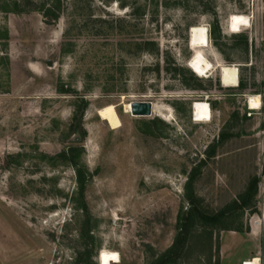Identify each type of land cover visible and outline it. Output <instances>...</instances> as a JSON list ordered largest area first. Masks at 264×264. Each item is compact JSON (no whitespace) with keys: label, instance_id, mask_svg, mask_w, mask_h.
<instances>
[{"label":"rangeland","instance_id":"obj_1","mask_svg":"<svg viewBox=\"0 0 264 264\" xmlns=\"http://www.w3.org/2000/svg\"><path fill=\"white\" fill-rule=\"evenodd\" d=\"M60 2L57 22L0 12V264H100L103 250L156 264L191 195L211 218L253 179L254 208L199 221L177 264H264V0ZM233 14L251 26L231 33ZM192 27L209 32L207 78L188 67ZM218 65L238 69V87L223 86ZM144 102L163 116L126 113ZM196 102L210 104V123L194 122ZM111 105L118 130L98 116ZM71 148L82 149L83 195L60 157Z\"/></svg>","mask_w":264,"mask_h":264},{"label":"trees","instance_id":"obj_2","mask_svg":"<svg viewBox=\"0 0 264 264\" xmlns=\"http://www.w3.org/2000/svg\"><path fill=\"white\" fill-rule=\"evenodd\" d=\"M60 11V0H45L42 4H39L38 2H36V0H0V12L6 15H21L30 12H41L43 13L46 20L57 22L60 18ZM216 33L217 28H213L212 35L215 39H217ZM80 110L81 109H79V112H77V114L80 113L82 116L84 108L81 111ZM75 119H77V116ZM81 151L82 149L80 148H71L68 153L65 152L60 157L63 161L70 163L71 165H73V167L76 168L77 181L79 184V194L83 195L86 189L87 177L85 172L80 169L77 164V159ZM194 173L191 176V183L188 184V187L190 185L189 190L191 189L192 181H194ZM258 184V179H253L250 182L246 192L239 197L238 201L234 202L231 207L222 210L217 215L211 216V218L206 213L199 212V209L194 206V195H191L189 201L193 207L190 209L189 213L182 214V216L180 217V223L182 226H180L181 230L179 229L180 232L176 238L174 245L165 254L163 260L160 262L158 261L156 264H177V262L182 259L187 249L192 230L195 225L199 223V221L203 223H206L208 221L209 224L212 220L213 226L216 227L222 225L221 223L224 222V220H226L228 217L237 215V213L240 212L243 213L248 209L254 208V201L258 195ZM229 231L232 230H230L229 228ZM234 231L238 233L243 232V230L240 228H237Z\"/></svg>","mask_w":264,"mask_h":264},{"label":"bare ground","instance_id":"obj_3","mask_svg":"<svg viewBox=\"0 0 264 264\" xmlns=\"http://www.w3.org/2000/svg\"><path fill=\"white\" fill-rule=\"evenodd\" d=\"M251 26V18L246 15L233 14L229 21V29L233 34H240L244 28ZM210 45L209 32L205 27H192L190 30V48L194 51L193 58L188 62V67L199 77L207 78L208 74L214 70V65L205 56L204 50ZM221 73L222 84L225 87H238L239 71L236 67L218 65ZM251 110H259L261 101L259 97H250ZM126 113L131 114V104L125 105ZM153 114L163 116L162 111L153 105ZM98 116L106 122L112 130L121 128L122 123L114 105L107 106L98 111ZM194 122L206 124L212 121L211 107L205 102H196L193 106ZM100 264H120V256L115 252L103 250L99 258ZM245 264H261V260L255 257Z\"/></svg>","mask_w":264,"mask_h":264},{"label":"water","instance_id":"obj_4","mask_svg":"<svg viewBox=\"0 0 264 264\" xmlns=\"http://www.w3.org/2000/svg\"><path fill=\"white\" fill-rule=\"evenodd\" d=\"M131 114L135 117H151L153 115V104L150 102L132 103Z\"/></svg>","mask_w":264,"mask_h":264},{"label":"crops","instance_id":"obj_5","mask_svg":"<svg viewBox=\"0 0 264 264\" xmlns=\"http://www.w3.org/2000/svg\"><path fill=\"white\" fill-rule=\"evenodd\" d=\"M234 88H236V87H234ZM252 229H253V226H252ZM258 258H259V257H258ZM253 259H254V258H253ZM253 259H252V260H253ZM260 260H261V259H260ZM250 261H251V260H250ZM247 262H249V261H246L245 263H247ZM262 262H263V261L261 260V264H262Z\"/></svg>","mask_w":264,"mask_h":264},{"label":"built area","instance_id":"obj_6","mask_svg":"<svg viewBox=\"0 0 264 264\" xmlns=\"http://www.w3.org/2000/svg\"><path fill=\"white\" fill-rule=\"evenodd\" d=\"M208 101V100H207ZM210 105V104H209ZM245 264V263H244Z\"/></svg>","mask_w":264,"mask_h":264}]
</instances>
